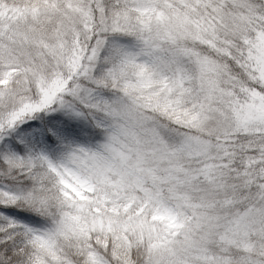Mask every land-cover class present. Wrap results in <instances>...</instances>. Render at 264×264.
<instances>
[{"label":"snow or ice","instance_id":"6c2138e0","mask_svg":"<svg viewBox=\"0 0 264 264\" xmlns=\"http://www.w3.org/2000/svg\"><path fill=\"white\" fill-rule=\"evenodd\" d=\"M0 264H264V0H0Z\"/></svg>","mask_w":264,"mask_h":264}]
</instances>
